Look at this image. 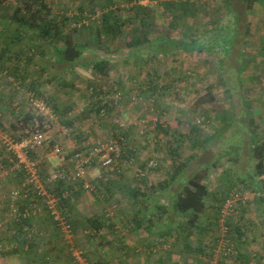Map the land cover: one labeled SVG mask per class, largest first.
<instances>
[{"label": "rangeland", "instance_id": "obj_1", "mask_svg": "<svg viewBox=\"0 0 264 264\" xmlns=\"http://www.w3.org/2000/svg\"><path fill=\"white\" fill-rule=\"evenodd\" d=\"M1 1L0 31L3 32L7 28L9 35L3 33V37H10L17 26L11 16L22 3L20 0ZM45 1L51 5L52 11L49 13L53 16L64 13L73 18L75 14L81 13L79 8L83 6L87 11L83 13L86 16L83 23L88 27L93 21L99 20L105 3L104 0ZM197 1L201 5V13L198 18L190 19L192 23L195 22L196 27L203 29L210 27L219 18L227 19L228 11L224 0ZM116 3H118L116 6L126 8L134 4V1L117 0ZM140 3L149 2L140 0ZM149 4L152 7L158 6L157 2ZM43 13L45 16L49 15L45 10ZM249 20L251 34L244 47L243 57L237 60L234 55L238 51L235 50L233 56L226 59L225 78L228 81L229 90L220 80L219 57L215 54L200 52L160 55L157 59L149 61L148 66L144 68L143 59L148 56L146 54H143V59L136 57L137 60L134 58L126 60L127 42L130 39L129 28H126L124 34L118 39L107 41L104 38L100 52L104 53L107 51L106 47H109L111 50H116L117 53L107 54L109 57L112 55L111 78L103 81L97 80L105 91V98L112 101L115 106L114 111L105 115L93 113L82 118L83 110L97 100V97L91 94V88L88 86L94 80V76L85 63L76 65L73 75L70 72L66 74V78L64 77L66 80L72 81L75 87L68 89L70 92L65 90L66 92L61 91L60 93L64 102H75L76 106L72 116L79 117L76 126L82 131L81 136H76L74 132H70V129L60 124L58 118L41 103V100L32 101L30 99L32 93L24 87L15 88L18 82L13 81L8 73L0 72V92L13 96L12 107L15 109L14 113L7 109L4 114H0L2 124L0 127V150L9 156L6 164H3L0 158V248H12L14 242H8L6 237L13 233L12 222L16 218L13 210L19 211L18 207L27 201L30 213L34 218L33 229L29 230V234L38 241L36 250L39 254L48 249L52 264H90L87 259L88 261L90 259L97 260L99 257L104 260L111 259V264H123L125 261L128 264H138V260L141 261V258L146 257L145 251H129L126 254L128 246L134 247L132 249L142 247L136 238L146 230H141L139 233L131 231L129 223L132 217L128 214L130 204L121 193L115 194L112 199L108 200L104 197L94 198L89 190L82 188L81 194L74 198V208L69 210L72 220L77 221L71 236H69L60 226H55L47 219L43 199L28 195L30 194L28 190L21 189L26 176L24 177L23 173H18L21 171L19 163L10 155L8 147L5 146V140L8 137L16 138L20 135L30 137L33 128L35 130L39 127L44 131L45 140L32 157L38 161L39 168L48 175L53 174L58 167H65L67 172L74 175L77 163H74L73 157L78 150L81 151V155L87 156L97 146H106L111 142H116L120 149L119 153H111L114 158V166H110L108 169L101 167L99 161L106 153L104 150L101 155L95 156L94 162L87 164L83 181L94 184L103 176V178L136 182L146 177L147 185H156L173 171L174 163L186 162L190 156H193V159L182 174H190L200 164L209 165V173L206 177V183L210 189L206 200L209 210L205 216L206 218L210 217L208 219L212 225L210 224L209 230L203 236L205 243L210 244L222 235L219 222L214 220L219 207L216 208L217 206L212 204L219 203L221 189L225 184H232V188L239 191L242 197L235 210L229 215V224L233 225L229 241L234 246V252L221 256L219 262L220 264H264V200L255 199L257 195L264 197V189L256 195L246 182L237 180L234 177L237 174L232 172H238L242 177H248L249 172H254L255 159L252 157V137L249 132H254L258 141H264V56L260 53L261 40L264 36V7L257 6L251 10ZM154 21L155 26L151 36L160 34L173 37L181 36V28H170L169 17L161 14L159 9H156ZM74 25L70 23L67 28L71 30ZM24 31L27 34H23L21 43L12 45L14 53L19 48H26L28 51L26 44L33 32L32 30ZM75 39L78 43L87 44L90 39V31L81 27L79 31L75 32ZM35 53L37 52L35 51ZM94 55L91 53L87 59ZM239 62L245 66L241 73L242 83L238 79ZM156 66L161 73V77L156 79L159 85L167 83L171 78L168 71H171L174 66L177 67V72L174 75L180 77V80L176 83L173 93L166 96L160 95L158 98L147 97L144 93L139 94L138 87L142 86L145 89L147 86L148 69ZM210 86L212 94L216 97L215 100L203 105L198 104L196 102L198 95L207 94ZM45 89L49 92L56 90L59 92L60 87L56 83L45 85ZM245 99L249 103L253 129L250 128L245 116ZM23 102L27 103L25 106L35 116L34 124L31 126L24 123L18 114L20 106L24 105ZM224 112L235 117L233 127L226 131L223 137L210 140L206 144L202 140V144L195 142L196 137L204 139L214 133L216 127L222 124L219 115L222 116ZM157 124L169 131H178L191 136L179 149L178 156L174 157L170 151L174 145V138L170 134L160 131ZM194 126L199 131L190 133ZM201 146L204 147L203 150ZM130 150L132 151L131 155ZM124 154L126 157L130 156L128 161L123 159ZM215 161L217 166H212ZM262 179H264V175H262ZM45 181L46 185L51 182L48 178ZM101 189H103L102 185ZM15 191H19L17 197H14ZM30 196L32 197L29 198ZM115 210L117 215L114 214ZM93 213L115 215V228H107L102 233L110 239L109 245L100 244L99 238L90 241L85 236V230H88L84 227L85 219ZM236 225H239V229ZM169 243L167 249L164 248V243L157 246L160 249L152 256H160L166 253L165 250L169 251L172 248L176 252L181 251L179 255L182 252L187 253L195 264H206L209 260L207 253H188L179 243H174L173 240ZM25 260L20 255H0V264H32Z\"/></svg>", "mask_w": 264, "mask_h": 264}, {"label": "trees", "instance_id": "obj_2", "mask_svg": "<svg viewBox=\"0 0 264 264\" xmlns=\"http://www.w3.org/2000/svg\"><path fill=\"white\" fill-rule=\"evenodd\" d=\"M20 1L22 5L17 7L11 16L12 20L17 24L15 32L12 36L7 37L9 35V30L7 28L4 29L3 32L0 31V72L8 73L13 81L18 82L15 88L22 86L32 93L30 97L32 101H36L37 99L41 100V103L58 118L60 124L70 129V132H74L76 136H81L82 131L76 126L79 117L77 115L72 116V112L76 106L75 102L70 101L66 103L60 96L61 91L66 92L65 90H67V92H70L68 89L75 87L72 81H68L65 78L66 74L70 72L73 75L76 65L85 63L90 69L94 76V80L90 82L88 86L91 88V94L97 97L96 101L92 102L89 107L83 110L84 113H81L82 118L90 116L93 113H97V115L110 114L115 109L112 101L105 98V91H103L102 85L97 80L103 81L111 78V71L113 70V64L111 62L112 55L109 57L107 54L117 53L116 50H111L109 47H106L107 51L104 53L100 52L104 38L107 41L118 39L124 34L126 28H129L130 30L128 33L130 39L127 42L126 60L128 61L133 58L137 60L136 57L143 59V54H146L148 56L143 59L144 68L148 66L149 61L157 59L160 55L200 52L215 54L219 57L220 80H222L223 84L225 83L224 85H226L227 90H229V84L225 78L227 71L225 69L226 59L233 56L235 50L238 51L234 55L237 60L243 57L244 47L247 45V39L251 34L249 13L257 6L264 7V0H224V5L228 11L227 19L224 20L223 18H219V20L212 23L210 27L201 29L194 25L195 22L192 23L190 21V19L198 18L202 10L197 0H147L149 3L157 2L158 6L156 7H152L149 3L142 4L140 0H133L134 4L126 8L116 6L118 4L116 3L117 0H104V11H102L99 20H97V22L93 21L88 27V25L83 23L86 18L83 14L84 11H86L83 6L79 8L81 13L75 14L72 18L70 15L64 13L59 16L51 15L49 12L52 11V7L45 0ZM1 2L0 0V3ZM156 9H159L161 14L169 17L170 28H181V36L173 37L167 34L151 36L155 26L154 18L156 17ZM44 10L49 13V15L45 16L43 13ZM70 23L75 24L74 28L71 30L67 28ZM81 27L90 31V39L87 44L78 43L75 39V32L79 31ZM24 30H32L33 32V35L30 36L26 44L28 51L26 48H19V50L14 53L12 45L21 43L24 37L23 34H27ZM3 33H6L7 36L3 37ZM35 51L37 53H35ZM91 53L95 55L87 59ZM260 53L264 56V36L261 40ZM15 60L16 62H14ZM238 64V79L242 83L243 79L241 73L245 69V66L241 62ZM176 69L177 67L174 66L173 69H171L173 73L168 71L170 74L169 77L171 78L167 83L162 85H159L156 80L161 77V73L157 66L148 69L147 86L145 89L139 86V94L144 93L147 97L154 96L157 98L160 95L166 96L172 94L176 83L180 80V77L174 75V73L177 72ZM56 83L59 84V92L57 90L54 92L46 91L45 85H54ZM211 89L210 86V90L207 94L198 95L196 102L203 105L214 101L216 97L212 94ZM119 93H122L121 90ZM12 97L11 94L5 95L0 92V114H4L7 109L14 113L15 109L12 107L14 99L12 100ZM153 102L156 103V101ZM247 103L245 99V116L249 122L250 128L253 129L251 125L253 124V119L249 113V103ZM23 104L24 105L20 106L18 114L22 117L24 123L31 126L34 124L35 116H33L27 106H25L27 103L25 104L23 102ZM156 104L159 105L158 103ZM234 118L233 115H228L227 112H224L222 116L219 115L222 124L216 127L212 135L204 139L196 137L195 142L202 144V140L206 144L210 140L223 137L226 131L233 127ZM1 126L0 120V127ZM157 126L160 131L168 133L174 138V145L171 147L170 151L174 157L178 156L180 153L179 149L183 146L186 139L191 138V136L178 131H169L160 124H157ZM194 127H192L190 133L199 131L196 126ZM35 130L33 128V131ZM41 131L44 133L43 130ZM249 134H251L252 137V157L255 159L254 172H249L248 177H242L235 171L232 172L233 174H237L234 176L237 180L246 182L252 192L257 195L264 189V179H262V175H264V141H258L254 132H249ZM24 137L27 136L20 135L16 138H10L16 142H20ZM5 146L8 147L7 143H5ZM203 146H201L202 150L204 149ZM7 149H9V147ZM94 149L89 154L87 153V156L81 155V151L78 150L73 157L74 163L76 164L90 157L84 165L86 168L87 164L96 160L95 156L97 155H91ZM37 150L28 151L30 160H35L32 156L35 155ZM9 151L10 155L18 162L15 153L11 149H9ZM131 152L130 150V155ZM122 157L128 161L130 156L127 155L126 157L124 154ZM0 158L3 164H6L9 160V156H6L3 150H0ZM191 159H193V156L188 157L186 162L174 163L173 171L166 179H163L156 185H147L146 177H143L141 181L134 182L133 180H115V178L109 177L103 178V176L96 180L94 184H89L87 181H83L84 176L75 177L77 169H75L74 175H71L67 172L65 167H58L55 170H62L63 176L57 179H52V173L49 175L46 174L43 169L39 168V164L38 170L41 176V182L44 184L46 191L58 198L57 209L70 225L71 231L75 228L77 221H74V219L72 220L69 210L74 208V198L81 194L83 191L82 188L89 190L94 198L104 197L108 200L109 198L112 199L115 194L121 193L130 204V212L128 214L132 217L129 223L131 231L136 233L138 231L139 233L141 230H146L148 235L156 237V240L153 242L147 241L146 244H143L142 241H140L142 237L138 235L136 240L141 243L140 246L142 247L139 249H132L134 247L128 246L126 254H128L129 251H145L146 257H149L157 253L160 249L158 248L159 245L164 243L163 246L167 249V246L170 244L169 242L173 240L174 243H179L184 247L185 251L188 253H207L209 255L208 259H210L219 240L218 237V239H214L213 242L209 244L205 243L203 239V236L207 233L211 224L208 219L210 217L206 218L205 216L209 210L206 200L210 194V189L206 183V177L209 173L210 166L207 164H200L199 167L190 174H182L190 164L189 162H191ZM99 162L101 165V161ZM216 163V161L213 162L212 166H217ZM110 166L113 167L114 163ZM110 166L101 165V167L105 169L110 168ZM19 167L21 171H18V173H23L24 177L26 176L27 179L28 173L24 165L19 164ZM46 178L51 181L47 185L45 184ZM86 184L89 186L86 187ZM101 185L103 189H101ZM26 188L30 193L28 195L43 199L46 206L47 219L53 222L55 226L57 225L59 227L58 222L49 209L46 197L39 195L35 191L32 183L27 184ZM233 190L236 189L232 188V184H225L221 189V197L218 200L219 203L212 204L213 206H217L216 208L219 207V213L217 212V215L214 216L216 222H219L221 210ZM262 196L263 195H257L255 199L263 201L264 197ZM31 197L32 196L29 198ZM18 208L21 213L24 212L25 209H30L29 202H24V204ZM115 212L116 210L114 214L117 215ZM115 215L107 216L105 213H93L87 217L84 222L85 229H88L87 231L85 230V236L90 241L99 238L100 244L105 243L109 245L110 239L102 233L107 228H115ZM33 220L34 218L31 213L26 217L18 215V217L13 220V233L10 236L8 235L6 240H8V242L13 241L14 244L12 248H0L1 256L20 255L26 259L25 261H30L32 264H52L50 262L48 249L41 251L39 254L36 250L38 241L29 234V230L33 229ZM225 223L228 226L226 238L230 240V230L233 225L229 224V216ZM236 227L239 229V225H236ZM71 251L73 253L72 249ZM165 252L167 253L168 250H165ZM81 253L83 252L81 251ZM108 260L100 259L99 257L97 260L90 259V261H88L87 259V262L90 264H111V259ZM123 264H128V262L126 263L125 261Z\"/></svg>", "mask_w": 264, "mask_h": 264}, {"label": "built area", "instance_id": "obj_3", "mask_svg": "<svg viewBox=\"0 0 264 264\" xmlns=\"http://www.w3.org/2000/svg\"><path fill=\"white\" fill-rule=\"evenodd\" d=\"M44 141V133L37 128L32 132L30 137H24L22 141L16 142L11 138H7L5 143H7L9 149H11L17 159L19 164H23L27 173L28 178L25 182H23L22 188L27 190V184L32 183L34 185L35 191L42 196H45L47 199V203L51 213L54 215L55 220L58 222V225L67 233V235L71 236V227L66 221V219L60 214L57 209V200L58 198L53 194H50L46 191L44 184L41 182V176L38 170V161L30 160L28 156L29 150H37L40 148ZM106 151L102 155L101 165L102 166H110L114 162V158L111 156L112 152H119V148L116 142L108 143L106 146H97L91 155H101L102 152ZM90 159H84L77 163V172L75 177H83L85 174V163ZM63 176L62 170H55L52 174V179H57ZM89 185L86 184V187ZM19 191L14 192V197H17ZM242 200L241 194L237 190H233L226 200L225 205L223 206L220 214V227L222 235L218 240V245L214 250L212 257L209 259L207 264H220V257L223 255L232 254L234 252L233 245L226 238V234L228 231V226L226 225L227 217L235 210L238 203ZM14 216L18 217V215H22L24 217L29 216L30 209H25L24 212H19L17 209L13 210Z\"/></svg>", "mask_w": 264, "mask_h": 264}, {"label": "crops", "instance_id": "obj_4", "mask_svg": "<svg viewBox=\"0 0 264 264\" xmlns=\"http://www.w3.org/2000/svg\"><path fill=\"white\" fill-rule=\"evenodd\" d=\"M142 237V243L146 244L148 242H153L156 240L155 236L148 235L147 232L140 235ZM181 251L176 252L172 248L165 254L160 256H149L146 258H141V261H137L138 264H195L193 263L192 257H189L187 253ZM136 263V262H135Z\"/></svg>", "mask_w": 264, "mask_h": 264}]
</instances>
